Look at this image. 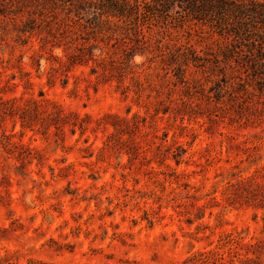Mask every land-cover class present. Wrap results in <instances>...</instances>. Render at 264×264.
I'll use <instances>...</instances> for the list:
<instances>
[{
    "label": "rangeland",
    "instance_id": "374dc122",
    "mask_svg": "<svg viewBox=\"0 0 264 264\" xmlns=\"http://www.w3.org/2000/svg\"><path fill=\"white\" fill-rule=\"evenodd\" d=\"M138 1L0 0V264H264V67Z\"/></svg>",
    "mask_w": 264,
    "mask_h": 264
},
{
    "label": "trees",
    "instance_id": "16d2710c",
    "mask_svg": "<svg viewBox=\"0 0 264 264\" xmlns=\"http://www.w3.org/2000/svg\"><path fill=\"white\" fill-rule=\"evenodd\" d=\"M154 1L158 5L164 3V0L163 3L161 0ZM122 3L127 5L129 11L134 10L136 13H139L142 7L138 0H122ZM178 5L186 15L198 21H211V25L216 27L220 35L229 34L239 41V46L236 45L238 49L232 51L228 59L235 56L239 60L237 55L243 51L240 50L241 46H248V52L242 53L246 60L244 64L247 63L253 69L264 67V26L258 27L259 23L264 24V4L256 1L244 3L239 0H179ZM146 9L150 11L148 7ZM139 42L142 46L146 43L143 37ZM253 71L255 72V69Z\"/></svg>",
    "mask_w": 264,
    "mask_h": 264
}]
</instances>
